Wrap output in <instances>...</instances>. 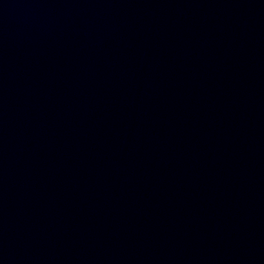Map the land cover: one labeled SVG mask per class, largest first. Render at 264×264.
<instances>
[{
  "label": "water",
  "instance_id": "1",
  "mask_svg": "<svg viewBox=\"0 0 264 264\" xmlns=\"http://www.w3.org/2000/svg\"><path fill=\"white\" fill-rule=\"evenodd\" d=\"M0 264H264V0H0Z\"/></svg>",
  "mask_w": 264,
  "mask_h": 264
}]
</instances>
